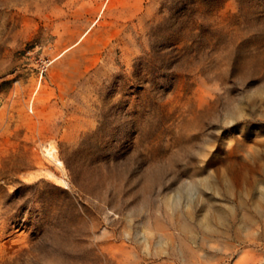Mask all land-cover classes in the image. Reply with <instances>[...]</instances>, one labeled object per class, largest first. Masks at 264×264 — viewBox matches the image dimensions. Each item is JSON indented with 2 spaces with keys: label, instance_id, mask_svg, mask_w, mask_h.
Segmentation results:
<instances>
[{
  "label": "rangeland",
  "instance_id": "1",
  "mask_svg": "<svg viewBox=\"0 0 264 264\" xmlns=\"http://www.w3.org/2000/svg\"><path fill=\"white\" fill-rule=\"evenodd\" d=\"M240 157L253 200L264 0H0V264H111L147 207ZM250 231L264 258V212Z\"/></svg>",
  "mask_w": 264,
  "mask_h": 264
},
{
  "label": "bare ground",
  "instance_id": "2",
  "mask_svg": "<svg viewBox=\"0 0 264 264\" xmlns=\"http://www.w3.org/2000/svg\"><path fill=\"white\" fill-rule=\"evenodd\" d=\"M198 102L204 105L206 95L200 94ZM40 148L64 169L55 145L40 143ZM205 171L184 182L164 211L152 213L147 207L143 236L109 240L105 248L111 264H264V258L251 259L248 250L249 236L256 234L250 229L264 212V180L250 200L245 158L227 162L218 176L210 167Z\"/></svg>",
  "mask_w": 264,
  "mask_h": 264
}]
</instances>
